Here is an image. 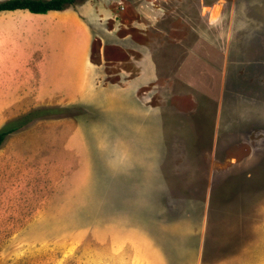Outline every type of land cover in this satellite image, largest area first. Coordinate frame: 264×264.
I'll return each instance as SVG.
<instances>
[{
    "label": "rangeland",
    "instance_id": "1",
    "mask_svg": "<svg viewBox=\"0 0 264 264\" xmlns=\"http://www.w3.org/2000/svg\"><path fill=\"white\" fill-rule=\"evenodd\" d=\"M129 1L65 5L98 65L80 90L0 13V264H264V0H154L133 94Z\"/></svg>",
    "mask_w": 264,
    "mask_h": 264
},
{
    "label": "crops",
    "instance_id": "2",
    "mask_svg": "<svg viewBox=\"0 0 264 264\" xmlns=\"http://www.w3.org/2000/svg\"><path fill=\"white\" fill-rule=\"evenodd\" d=\"M129 3L131 5L129 11L123 12V16H127L126 19H120L110 31H116L120 25L123 32L117 36V42L126 48V72L128 74L131 70L132 73L131 77H127L132 88L129 94H133L134 88L142 89L145 86L144 81L148 79L147 72L144 73V63L148 56L146 50L151 36H149L148 29L143 30L139 26L144 27L143 25L146 24V26H151L150 22L158 23L162 18L168 17V14L167 10L156 4L155 6L154 0H132ZM12 12L23 14V23L30 25L31 46L28 56L29 63H32L30 69L34 67L35 71H40L43 75L49 73L50 84L54 83L55 85L52 86L58 90H64V84L68 83H73L72 85L79 90L86 86L92 87L93 80L90 75L96 72L98 65L92 66L89 63V30L81 17L65 8L50 10L46 13H32L25 9L1 11L0 13ZM28 21L29 23H25ZM4 23L15 24L10 25L11 29H18L17 22L11 23L4 20ZM112 23L114 24L115 21ZM35 24L38 26L37 30H33ZM135 31H138L137 35L143 38L142 40L134 39ZM173 31L174 34L175 30ZM76 76H78L77 80Z\"/></svg>",
    "mask_w": 264,
    "mask_h": 264
},
{
    "label": "trees",
    "instance_id": "3",
    "mask_svg": "<svg viewBox=\"0 0 264 264\" xmlns=\"http://www.w3.org/2000/svg\"><path fill=\"white\" fill-rule=\"evenodd\" d=\"M82 0H1L0 12L25 9L32 13H46L50 10H61L65 5H72ZM11 130L0 131V145Z\"/></svg>",
    "mask_w": 264,
    "mask_h": 264
}]
</instances>
